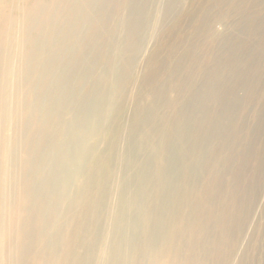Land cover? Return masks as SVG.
I'll list each match as a JSON object with an SVG mask.
<instances>
[{"label":"bare ground","instance_id":"1","mask_svg":"<svg viewBox=\"0 0 264 264\" xmlns=\"http://www.w3.org/2000/svg\"><path fill=\"white\" fill-rule=\"evenodd\" d=\"M175 1L0 0V264L230 261L236 248L209 236L208 225L233 220L210 214L219 188L208 181L221 174L209 137L225 129L203 111L222 96L194 89L185 65L181 106L165 84L154 93L136 86L141 114L120 126L140 61ZM209 71L213 88L219 74ZM165 117L166 132L156 125ZM201 184L211 185L207 194L194 196ZM234 233L242 237L239 223Z\"/></svg>","mask_w":264,"mask_h":264},{"label":"rangeland","instance_id":"2","mask_svg":"<svg viewBox=\"0 0 264 264\" xmlns=\"http://www.w3.org/2000/svg\"><path fill=\"white\" fill-rule=\"evenodd\" d=\"M263 30L264 0H176L171 17L163 22V25L156 32L152 44L153 48L149 49L148 54L146 53L140 61L137 70L138 74H136L137 76L134 75L135 79H133L134 85H132L131 91H133L130 93V100L127 102L120 116V126L126 125L128 127L131 125L133 119L139 118L141 114L140 108L136 107L135 100L138 97H136L134 87L137 89V87L142 86L147 93H154L158 90V88H155L156 85H160V83L161 85L165 84L169 92L168 99L171 100L176 108L178 105L181 106L182 104L178 100H181L185 93L183 94L184 90L178 87L177 78L182 73L181 70L185 65L192 66L191 75L193 79L196 78V81L193 80L196 83H193L194 89L199 86L198 88L206 92L205 94L208 93L207 95L209 96H222L220 97L223 99L222 102L213 101L215 102L213 109H205L203 114L210 115L215 112L218 117L216 124L219 126L221 124L223 128H219L225 129L223 130V134L220 131V135L214 134L212 137L211 134L209 137L212 144L214 143L213 147H217L216 151L212 153L220 160L218 171L221 174V181H208L210 184L213 183V186L219 188V197L215 203V209L211 210L210 214L227 213L233 217V220L227 221L224 224L226 227L223 226V229L215 228L216 226L212 222H209L208 225L210 227L209 236L221 239L236 248L229 256L230 261L226 260L228 264H264ZM239 44L240 46H238ZM256 45L257 47H255ZM261 46L263 47L261 48ZM227 54L228 56H226ZM180 61L182 62L180 63ZM208 70L216 75L219 74L217 75V80L219 81L216 82V86L213 88L207 86V80L203 76V72ZM225 71L227 72L225 73ZM166 78L170 79L167 81ZM217 90L218 92L215 93ZM180 94L182 98L179 96ZM228 99L231 100L229 101ZM132 110L134 111L132 112ZM171 111L169 112V116L177 112L176 109L173 110L175 112L172 111L173 113ZM126 114H128V117ZM164 119L166 124L164 121L158 120L156 125L158 124L159 126L157 125V127L166 132L167 128L170 127L171 120H169V117H165ZM220 120L225 123L223 122V124ZM161 125H163V128L165 126L166 130ZM224 140L226 141L223 143ZM220 146L222 147L221 149ZM220 150L221 152H219ZM225 163L226 166L224 167ZM238 170L240 173L237 172ZM234 171L236 172L235 175ZM201 186H198V192L193 193L194 196L198 193L197 195L205 197L207 194L205 192L206 187L211 185L204 187L201 184ZM223 197L227 199V202ZM189 215L193 218L192 213ZM236 223L240 224L242 230L241 238L235 236ZM206 250H208V253L211 251L208 246H206ZM209 263L213 264L214 262Z\"/></svg>","mask_w":264,"mask_h":264}]
</instances>
